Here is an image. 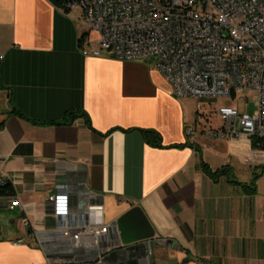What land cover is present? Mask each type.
Listing matches in <instances>:
<instances>
[{
	"label": "crops",
	"instance_id": "1",
	"mask_svg": "<svg viewBox=\"0 0 264 264\" xmlns=\"http://www.w3.org/2000/svg\"><path fill=\"white\" fill-rule=\"evenodd\" d=\"M81 16L51 0H0V264H264V167L205 127L189 134L182 102L148 60L85 56ZM138 129L158 131L164 147ZM204 162L229 173L214 179ZM59 185L78 214L103 203L93 223L140 206L155 237L73 246L58 224L79 217L58 221L48 200ZM16 195L25 211L7 207Z\"/></svg>",
	"mask_w": 264,
	"mask_h": 264
},
{
	"label": "built area",
	"instance_id": "2",
	"mask_svg": "<svg viewBox=\"0 0 264 264\" xmlns=\"http://www.w3.org/2000/svg\"><path fill=\"white\" fill-rule=\"evenodd\" d=\"M63 9L82 10L88 34L81 40L85 56H109L119 60H151L163 73L178 98L218 100L254 91L257 110L240 105L219 106L218 125L205 127L211 138H226L244 147L252 165L264 167V0H64ZM96 32L97 38L89 37ZM195 132L193 127L188 133ZM71 191L59 185L48 200L54 216L79 217L59 225L73 246L82 236L93 245L121 240L117 220L93 223L91 212L103 214L97 198L74 212ZM10 210L21 198L11 197ZM24 225L30 220L23 216ZM153 264H160L154 262Z\"/></svg>",
	"mask_w": 264,
	"mask_h": 264
},
{
	"label": "rangeland",
	"instance_id": "3",
	"mask_svg": "<svg viewBox=\"0 0 264 264\" xmlns=\"http://www.w3.org/2000/svg\"><path fill=\"white\" fill-rule=\"evenodd\" d=\"M79 12H82L78 8ZM151 66L156 67L153 59L148 60ZM255 92L251 90L241 91L236 97H222L218 100L199 99V98H179L183 104L184 111L188 118L187 130L193 127L196 130H201L209 125L217 126L218 118L216 109L219 106H233L238 104L241 109L245 107L249 113H254L257 110Z\"/></svg>",
	"mask_w": 264,
	"mask_h": 264
},
{
	"label": "water",
	"instance_id": "4",
	"mask_svg": "<svg viewBox=\"0 0 264 264\" xmlns=\"http://www.w3.org/2000/svg\"><path fill=\"white\" fill-rule=\"evenodd\" d=\"M117 223L124 245L152 240L156 234L152 223L140 206L130 208L117 219Z\"/></svg>",
	"mask_w": 264,
	"mask_h": 264
},
{
	"label": "trees",
	"instance_id": "5",
	"mask_svg": "<svg viewBox=\"0 0 264 264\" xmlns=\"http://www.w3.org/2000/svg\"><path fill=\"white\" fill-rule=\"evenodd\" d=\"M57 7H64L65 5V1L64 0H51ZM85 115L87 116V121L88 123L91 125V120L88 116L87 113H85ZM77 116V114L75 112H71L70 113V120L72 118H75ZM60 123V122H58ZM139 131L142 132L144 139L146 140V142L152 146H156V147H164L163 146V142H162V136L158 131L155 130H151V129H138ZM186 144H178V145H171L170 147H177V148H183L185 147ZM203 167L205 172L212 178H217L220 177L222 174L225 173H229V169L227 167H223L217 170H213L207 163H203ZM10 185H5L2 187V191L6 192V190L10 189Z\"/></svg>",
	"mask_w": 264,
	"mask_h": 264
}]
</instances>
